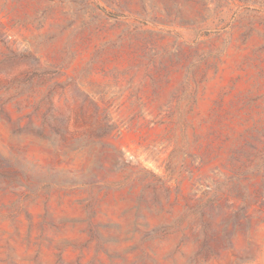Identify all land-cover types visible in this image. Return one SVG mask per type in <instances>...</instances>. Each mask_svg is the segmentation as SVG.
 I'll list each match as a JSON object with an SVG mask.
<instances>
[{"label":"rangeland","instance_id":"obj_1","mask_svg":"<svg viewBox=\"0 0 264 264\" xmlns=\"http://www.w3.org/2000/svg\"><path fill=\"white\" fill-rule=\"evenodd\" d=\"M0 264H264V0H0Z\"/></svg>","mask_w":264,"mask_h":264}]
</instances>
